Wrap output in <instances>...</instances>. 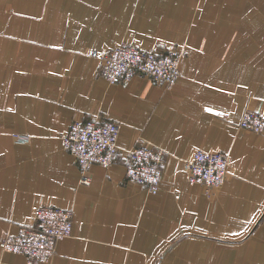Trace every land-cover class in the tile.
Returning <instances> with one entry per match:
<instances>
[{"label": "crops", "instance_id": "crops-1", "mask_svg": "<svg viewBox=\"0 0 264 264\" xmlns=\"http://www.w3.org/2000/svg\"><path fill=\"white\" fill-rule=\"evenodd\" d=\"M121 41L178 53V78L107 82L91 51ZM246 108L264 118V0H0V236L53 206L71 231L39 264H264V128L238 124ZM94 116L117 122L118 151L84 185L60 136ZM140 142L165 151L155 193L125 176ZM197 149L227 154L218 187L189 180Z\"/></svg>", "mask_w": 264, "mask_h": 264}, {"label": "built area", "instance_id": "built-area-1", "mask_svg": "<svg viewBox=\"0 0 264 264\" xmlns=\"http://www.w3.org/2000/svg\"><path fill=\"white\" fill-rule=\"evenodd\" d=\"M91 55L99 60L101 75L109 83L126 82L134 75H141L170 86L180 74V57L173 50L157 52L121 41L102 52L92 50ZM238 124L259 132L264 128V118L259 112L246 108ZM117 134V122L104 116L69 124L68 130L60 136V144L77 163L79 183H90L92 164L107 166L113 161L118 151ZM164 155L161 147L148 142L132 146L127 150L126 178L142 184L151 193L157 192ZM183 166L191 182L215 188L227 176L228 156L221 151L197 149L183 160ZM71 218L69 208L40 206L33 211L28 223L0 236V248L22 254L27 264L46 262L55 252L56 241L70 234Z\"/></svg>", "mask_w": 264, "mask_h": 264}, {"label": "rangeland", "instance_id": "rangeland-1", "mask_svg": "<svg viewBox=\"0 0 264 264\" xmlns=\"http://www.w3.org/2000/svg\"><path fill=\"white\" fill-rule=\"evenodd\" d=\"M90 180H91V177H90ZM32 216V215H31ZM31 218V217H30ZM12 233V232H11ZM56 246V245H55ZM1 249V248H0ZM2 250V249H1Z\"/></svg>", "mask_w": 264, "mask_h": 264}]
</instances>
